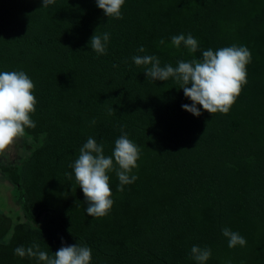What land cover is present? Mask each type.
Here are the masks:
<instances>
[{"label":"trees","instance_id":"obj_1","mask_svg":"<svg viewBox=\"0 0 264 264\" xmlns=\"http://www.w3.org/2000/svg\"><path fill=\"white\" fill-rule=\"evenodd\" d=\"M42 6L0 0V72L25 71L37 99L36 127L25 130L35 147L0 164L21 208L14 224L0 213V264H37L13 250L35 241L52 255L62 237L90 247L91 264H197L194 245L211 249L205 264H264V0H125L120 19L96 0ZM94 33L110 34L106 54L91 49ZM189 33L194 54L171 41ZM232 45L246 46L251 62L227 114L184 110L192 101L174 78L147 79L150 65L132 59L176 67ZM121 128L140 150L138 179L118 191L109 173L114 204L88 216L69 165L89 137L111 155ZM224 228L246 246L230 248Z\"/></svg>","mask_w":264,"mask_h":264},{"label":"clouds","instance_id":"obj_2","mask_svg":"<svg viewBox=\"0 0 264 264\" xmlns=\"http://www.w3.org/2000/svg\"><path fill=\"white\" fill-rule=\"evenodd\" d=\"M54 3L55 0H42V7L47 8ZM96 3L107 17L122 18L121 8L125 0H96ZM109 39V33L102 36L94 33L89 44L97 54H106ZM171 41L177 48L183 43L192 54L199 47L197 39L190 33L187 36L174 35ZM159 43L164 44V40L161 39ZM144 51L143 46L138 49V52ZM132 59L138 66L150 65L145 71L147 79L167 81L170 77L174 78L185 97L192 101L191 104H183L182 108L199 117L202 114L201 106L210 114L229 112L242 86L247 83L246 65L251 62V52L246 46L236 45L216 50L209 48L202 52V58L179 60L176 67L171 64L161 66L155 55H136ZM34 87V82L23 70L0 72V154L23 137L26 129L36 127V122L31 118L37 103ZM95 123L93 120L92 124ZM121 132L122 135L114 142L111 155H105L104 145L89 137L79 149L78 158L69 165L76 184L84 194L88 216H106L114 204L109 173L115 172L118 177V191H123L124 185L138 179L132 171L138 167L140 150L123 128ZM222 233L228 238L230 248L246 246L247 241L239 232L224 228ZM61 240V246L52 255L42 250L35 241L28 247L17 246L13 254L20 258H33L37 264H91L90 247L79 243L68 244L63 237ZM211 255V249L207 246L194 245L190 252L197 264H205Z\"/></svg>","mask_w":264,"mask_h":264},{"label":"rangeland","instance_id":"obj_3","mask_svg":"<svg viewBox=\"0 0 264 264\" xmlns=\"http://www.w3.org/2000/svg\"><path fill=\"white\" fill-rule=\"evenodd\" d=\"M34 147L35 142L32 136L25 131L23 137L18 138L2 154H0V164H19ZM20 210L14 193V187H12L7 178L0 173V213L7 216L6 219L8 223L12 219L11 223L14 224L17 222V215L20 213Z\"/></svg>","mask_w":264,"mask_h":264}]
</instances>
